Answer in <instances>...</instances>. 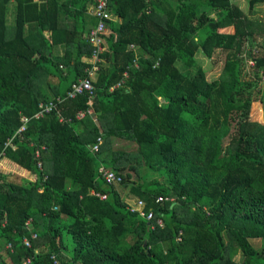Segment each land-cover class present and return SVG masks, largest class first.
Segmentation results:
<instances>
[{"label":"trees","instance_id":"1","mask_svg":"<svg viewBox=\"0 0 264 264\" xmlns=\"http://www.w3.org/2000/svg\"><path fill=\"white\" fill-rule=\"evenodd\" d=\"M92 4L0 0V158L34 174L24 186L0 174L10 263L264 264V122L247 117L264 81V20L232 0H108L92 92L68 97L91 70ZM214 53L222 66L208 79L198 60ZM100 165L120 182L104 184Z\"/></svg>","mask_w":264,"mask_h":264},{"label":"built area","instance_id":"2","mask_svg":"<svg viewBox=\"0 0 264 264\" xmlns=\"http://www.w3.org/2000/svg\"><path fill=\"white\" fill-rule=\"evenodd\" d=\"M90 13L95 17V25L91 28H89L87 34L84 37V40L87 44L90 45L91 48V55H90V64L91 70L88 72V75L86 77H82L77 79V81L71 86V88L67 91L68 97H75L76 94H80L84 91H86L88 94H91L92 92V83H91V75L92 72L96 69L95 62L98 60V55L103 52V38L101 36V33L104 31L103 28L105 27V21L107 19L111 18L109 6H108V0H93V4L90 9ZM260 78L264 80V75L261 74ZM54 104L52 102H49L46 105L40 104V111L37 112V114L34 115L35 118L41 117L45 112L49 111ZM84 115V112L82 110H78L75 114L76 118H82ZM28 118L26 116H20L19 122L20 126L16 129L15 135L21 133L25 130L26 123L28 122ZM14 135V136H15ZM13 136V138H14ZM12 138V139H13ZM12 139L8 140V142L4 145V147H8L12 145ZM96 143L92 144V148L95 150L97 149V144L100 143L99 136H96ZM41 149H45V146L42 145ZM35 155H39V149L35 151ZM41 165L40 161L38 162V166ZM97 173L103 180L104 184H117L120 182L121 177L120 175L116 174L109 168L105 166H98L96 168ZM100 198L102 195H99ZM157 201H161L160 198L156 199ZM129 210L131 212L137 213L138 217L148 221L152 218V213L150 211H144L143 210V203L140 200H135L134 202H130ZM155 222L161 226L160 219H156ZM30 225V219L26 221V226ZM37 235L35 233L31 234V239H36ZM22 244H24L26 247L31 246L30 239L24 238L22 239ZM50 259L52 260V264H57V261L54 257V255L50 256ZM30 260L27 259L22 264H29Z\"/></svg>","mask_w":264,"mask_h":264},{"label":"rangeland","instance_id":"3","mask_svg":"<svg viewBox=\"0 0 264 264\" xmlns=\"http://www.w3.org/2000/svg\"><path fill=\"white\" fill-rule=\"evenodd\" d=\"M235 2L244 12L246 11L249 14V18L255 19V20L256 19L264 20V2L256 4L252 10H248V0H240V1L235 0ZM222 57H223L222 54L214 53L211 57V63H208V60L206 58L199 57L198 62L200 63V65H202L203 68L206 69V76L208 79L215 78L220 72L221 66H222V60H223ZM245 61L247 62L245 63ZM245 61L243 62V65L241 66L240 77L247 79L248 73L250 72L252 68V66H250L252 65V60L248 59ZM253 97H254V100L250 104L247 117L251 120L262 123L264 122V102H263L264 101V81H261L257 84L254 90V93H253ZM112 142H113V146L115 147H119V148L126 147V148H130L133 150L136 148L133 145V143L132 144L128 143L129 146H126L127 141L123 139L113 138ZM24 175H26V177H24V182L28 183L29 178H27L28 174H26V171ZM116 187L118 188V191L122 193V195H124L125 197L124 199L126 201L132 202L133 200H135V197L128 191L127 188H119L118 186Z\"/></svg>","mask_w":264,"mask_h":264},{"label":"crops","instance_id":"4","mask_svg":"<svg viewBox=\"0 0 264 264\" xmlns=\"http://www.w3.org/2000/svg\"><path fill=\"white\" fill-rule=\"evenodd\" d=\"M232 1H235V0H232ZM90 9H91V7H90ZM90 9H89L88 12L91 15ZM112 20H118V19L113 17ZM104 44H105V42L103 40V48H104ZM55 53L60 55L61 50L59 48H57ZM86 62L90 63V60L88 61V59H87ZM25 171H26V174H28L27 178H29V181H32L34 179V174H32L31 172L25 170V168H22V167L18 166L17 163H15V162H13L11 160H8L6 158H0V174L4 175L6 180L9 183H11L12 185L24 186V185L27 184V183L24 182V177H26V175H24ZM0 199H1V196H0ZM134 201L135 200H133L132 202H134ZM29 229H30V226H29ZM0 257H1L2 261H3V264H11L10 261H9V258L6 256V254L4 252V249H2V247H0Z\"/></svg>","mask_w":264,"mask_h":264}]
</instances>
